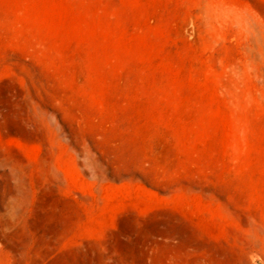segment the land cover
<instances>
[{
	"label": "rangeland",
	"instance_id": "rangeland-1",
	"mask_svg": "<svg viewBox=\"0 0 264 264\" xmlns=\"http://www.w3.org/2000/svg\"><path fill=\"white\" fill-rule=\"evenodd\" d=\"M0 264H264V0H0Z\"/></svg>",
	"mask_w": 264,
	"mask_h": 264
},
{
	"label": "bare ground",
	"instance_id": "bare-ground-1",
	"mask_svg": "<svg viewBox=\"0 0 264 264\" xmlns=\"http://www.w3.org/2000/svg\"><path fill=\"white\" fill-rule=\"evenodd\" d=\"M21 194V192H19ZM12 208V207H11Z\"/></svg>",
	"mask_w": 264,
	"mask_h": 264
}]
</instances>
